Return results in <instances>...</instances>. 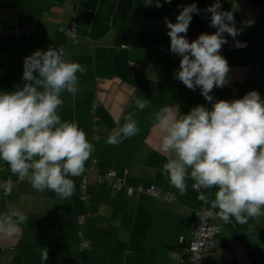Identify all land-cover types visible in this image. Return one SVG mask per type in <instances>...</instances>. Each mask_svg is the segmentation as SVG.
<instances>
[{"label":"crops","instance_id":"obj_1","mask_svg":"<svg viewBox=\"0 0 264 264\" xmlns=\"http://www.w3.org/2000/svg\"><path fill=\"white\" fill-rule=\"evenodd\" d=\"M216 0H172L157 8L149 0H0V26L7 30L36 22L44 30L35 37L0 35V91H12L22 82L23 63L35 50L63 47L68 58L86 67L77 73L75 95L61 94L58 109L62 120L75 121L94 145L91 159L99 174L113 171L130 186L154 187L176 199L174 203L140 195L128 197L108 185L86 176L87 205L79 199L83 174L72 177L76 186L70 199H59L50 190L35 191L23 180L16 182L6 164L0 163V182L12 180V192L0 190V213L19 209L27 223L11 238L0 237V264H40L41 253L48 250L46 264H170L169 252L185 254L191 239L194 213L201 203L200 193L186 180L187 191L180 195L163 173L168 154L159 149L153 114L165 105L179 108L182 114L197 105L211 108L200 93L188 89L174 78L180 57L170 51V37L164 18L173 23L182 8L195 3L201 10ZM222 10L231 12L238 35L233 40L246 46L221 48L229 72L226 84L211 95L217 100L242 98L256 90L264 99V79L248 77V68L264 73V13L254 15L240 0H221ZM210 13L193 14L187 39L191 43L199 32L210 27ZM73 27L78 44L63 33ZM135 64L136 67H131ZM100 83H97V80ZM239 88L236 97L229 93ZM137 98L147 99L139 110ZM97 102L94 114L91 105ZM134 113L140 132L116 146L106 143L111 130L123 117ZM212 207L213 189H203ZM90 217L79 228L77 216ZM220 233L216 247L204 252L202 264H264V216L246 224L217 222ZM82 230L89 250L80 252L76 234Z\"/></svg>","mask_w":264,"mask_h":264},{"label":"clouds","instance_id":"obj_2","mask_svg":"<svg viewBox=\"0 0 264 264\" xmlns=\"http://www.w3.org/2000/svg\"><path fill=\"white\" fill-rule=\"evenodd\" d=\"M152 3L162 6L161 0H149ZM178 7L182 10L175 23L164 18L170 51L181 58L174 78L192 91L199 88L211 108L197 105L182 114L179 108L165 105L153 114L159 149L168 154L162 170L180 195L187 191V179L195 188H215L212 207L219 216L246 224L250 218L264 216V99L256 90L231 101L210 94L227 82L229 65L220 54L228 42L224 34L233 39L239 34L232 13L222 10L221 0L204 10L195 3ZM202 11L211 14L210 27L217 31L201 33L190 43V22L193 14ZM235 46L246 44L237 41ZM86 71L68 58L63 47L37 49L24 58L22 82L12 91H0V161L35 191L50 190L62 200L74 195L72 177L84 173L94 151L78 123L62 120L58 114L64 102L61 94L75 95L77 73ZM134 104L142 111L149 101L137 98ZM134 115L129 112L111 130L108 145H119L140 132ZM0 190L10 195L12 180L0 182ZM27 221V215L16 208L0 213V237L15 236ZM47 260L44 248L40 264Z\"/></svg>","mask_w":264,"mask_h":264},{"label":"built area","instance_id":"obj_3","mask_svg":"<svg viewBox=\"0 0 264 264\" xmlns=\"http://www.w3.org/2000/svg\"><path fill=\"white\" fill-rule=\"evenodd\" d=\"M36 31L35 25H29L22 29L15 30L13 32L14 35H25L29 32ZM216 32V31H215ZM212 32V33H215ZM0 33L2 35H7L8 32L6 29H3L0 26ZM211 33V34H212ZM70 37H74L75 30L70 29L67 33ZM227 39V38H226ZM227 43L222 45L224 46H231L235 47L236 40L227 39ZM134 66L135 64H131ZM248 77L252 75H258L260 78L264 79V73H258L256 71H253L251 68H248L247 72ZM238 94V89H233L231 92V96H236ZM87 171H91V169H87ZM21 180L17 177V182H20ZM100 181H105L109 184H111L115 189L120 190L122 187H124V181L121 179L116 178V175L114 172H108L103 177L100 178ZM81 190V200L85 199V180H83L82 185L80 187ZM126 193L128 196H132L133 194L137 193H145L147 195H150L155 198H161L165 199L169 202L174 201L172 197L165 196L160 193L159 190L156 188H148L143 189L141 187H127ZM211 218H219L222 219L219 214L214 213L210 209H206L204 206L198 210L196 214V224L194 226L193 232L191 234V242L188 247V254L184 257L178 253L175 252H169L167 255V258L170 262V264H201L202 261V255L204 252L210 251L215 247V243L213 241V238L216 234L219 232L218 226H211L208 225V220ZM84 216H80L77 218V222L79 225H83ZM81 242L79 244L80 250H87L89 249V243L82 238V235H80Z\"/></svg>","mask_w":264,"mask_h":264},{"label":"trees","instance_id":"obj_4","mask_svg":"<svg viewBox=\"0 0 264 264\" xmlns=\"http://www.w3.org/2000/svg\"><path fill=\"white\" fill-rule=\"evenodd\" d=\"M32 24H34L35 25V28H36V31H33V32H29L28 34H23V35H14L13 34V32L15 31V30H18V29H22V28H24V27H26V26H29V25H32ZM3 29H5V28H3ZM70 29H74L73 27H69V28H66L65 30H63V33H64V35L69 39V40H71L72 41V43L73 44H78V40H77V32H76V30H75V35H74V37H70L67 33H68V31L70 30ZM7 30V29H6ZM44 30V28L42 27V26H39L36 22H30V23H27V24H25V25H23V26H21V27H19V28H15V29H13V30H7V32H8V34H11L12 36H16V37H20V36H22V37H31V38H33V37H35L37 34H39L40 32H42ZM215 31H217V30H209V31H205V32H199L198 34H196L197 36H199L201 33H208V34H211L212 32H215ZM168 32V31H167ZM7 34V35H8ZM0 35H2L1 33H0ZM225 35V34H224ZM2 36H5V35H2ZM225 37L227 38V39H231V38H229V37H227L226 35H225ZM233 40V39H232ZM225 47H231V46H224V47H222V48H225ZM130 66L131 67H136L135 65L134 66H132L131 64H130ZM249 68H251L253 71H256V72H258L255 68H252V67H249ZM259 73V72H258ZM262 73V72H261ZM252 76H257V75H252ZM252 76H249V78L250 77H252ZM97 83H100V80L98 79L97 80ZM233 89H238V93H239V88L238 87H233L231 90H230V93H229V95H230V97L231 98H234V97H236V96H231V92H232V90ZM220 100V99H219ZM97 106V102L96 101H94L93 102V104L91 105V114H94V109H95V107ZM0 163L1 164H3V162L2 161H0ZM95 164H96V160L95 159H91L90 160V162H89V164L88 165H85V171H84V173H83V178H82V181H81V183H80V185H79V199L81 200V190H80V187H81V185H82V182H83V180H85V199L84 200H81L82 202H83V204L84 205H87V192H86V190H87V183H86V176L87 175H93L94 177H95V180H96V183L97 184H104V185H108V186H110L113 190H115V191H124L125 192V194L127 195V193H126V188L127 187H130V185L129 184H127L123 179H121V178H119L117 175H116V173H115V175H116V178H118V179H121V180H123L124 181V187H122L120 190H117V189H115L111 184H109V183H107V182H105V181H100V178L101 177H103L105 174H107L108 172H111V171H108V172H106V173H104V174H99L98 173V171H97V169H96V166H95ZM87 169H91V171H87ZM113 172V171H112ZM22 181V180H21ZM20 181V182H21ZM16 182H17V176H16ZM17 183H19V182H17ZM193 184H194V182L192 183V185H191V188L194 190V191H197V192H199L200 193V196L201 197H203V199H201V203H200V205H199V208L195 211V213H194V219H193V226H192V231H191V234H192V232H193V229H194V226H195V224H196V214H197V212H198V210H200L203 206L206 208V209H210V210H212L214 213H218L219 212V210L218 209H214L213 207H210V206H208L207 205V203H208V199H207V196L206 195H204V193H203V189H199V188H195V187H193ZM131 187H133V188H136V187H141V188H143V189H148V188H151V187H143V186H131ZM152 188H154V187H152ZM157 190H159V189H157ZM160 191V190H159ZM160 193L161 194H163V195H165V196H168V197H172V196H169L168 194H165L164 192H162V191H160ZM140 195H145V196H149V197H152V196H150V195H147V194H145V193H140V194H137V193H135V194H133L132 196H140ZM128 196V195H127ZM128 197H131V196H128ZM153 198H155V197H153ZM173 199H174V201H172V202H169V201H167V200H165V199H161V198H156V199H159V200H162V201H166V202H169V203H174L175 201H176V199L174 198V197H172ZM80 216H84V220H83V225H79L78 224V222H77V218L78 217H80ZM90 217V214L88 213V212H83L81 215H79V216H77L76 217V219H75V222H76V224H77V226L79 227V228H81L82 229V227L84 226V224H85V220L87 219V218H89ZM217 222H225V220H223V219H219V218H211V219H209L208 220V225H211V226H218L219 227V225H217ZM220 233V227H219V232H218V234ZM218 234H216L215 236H214V238H213V241H214V243H215V247H216V240H215V238H216V236L218 235ZM80 235H82V238L85 240V238H84V236H83V233H82V230H80V231H78L77 232V234H76V239H77V241H78V244H77V247H78V249H79V251L80 252H83V251H86V249L85 250H80V248H79V244H80V242H81V237H80ZM88 242V241H87ZM190 242H191V239H190ZM89 243V242H88ZM189 245H190V243H189ZM90 247V246H89ZM189 247V246H188ZM214 247V248H215ZM87 250H89V249H87ZM213 250V249H212ZM179 254V253H178ZM188 254V248H187V250H186V253L185 254H180V255H182V256H186ZM168 255V254H167ZM170 263V262H169ZM201 264H202V261H201Z\"/></svg>","mask_w":264,"mask_h":264},{"label":"water","instance_id":"obj_5","mask_svg":"<svg viewBox=\"0 0 264 264\" xmlns=\"http://www.w3.org/2000/svg\"><path fill=\"white\" fill-rule=\"evenodd\" d=\"M243 8L248 12H255L256 15L264 13V0H240Z\"/></svg>","mask_w":264,"mask_h":264}]
</instances>
